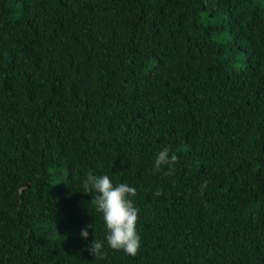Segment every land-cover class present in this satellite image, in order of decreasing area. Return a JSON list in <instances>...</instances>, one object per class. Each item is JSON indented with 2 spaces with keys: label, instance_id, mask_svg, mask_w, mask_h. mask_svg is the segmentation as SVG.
<instances>
[{
  "label": "trees",
  "instance_id": "1",
  "mask_svg": "<svg viewBox=\"0 0 264 264\" xmlns=\"http://www.w3.org/2000/svg\"><path fill=\"white\" fill-rule=\"evenodd\" d=\"M89 171L137 189L136 256ZM0 264H264V0H0Z\"/></svg>",
  "mask_w": 264,
  "mask_h": 264
},
{
  "label": "clouds",
  "instance_id": "2",
  "mask_svg": "<svg viewBox=\"0 0 264 264\" xmlns=\"http://www.w3.org/2000/svg\"><path fill=\"white\" fill-rule=\"evenodd\" d=\"M178 156L165 147L157 153L155 169L162 170L163 167L169 169L171 175L175 171V164ZM207 181L201 186V192L207 187ZM85 193L95 192L91 204L95 206V211L101 213L106 226V241L108 246L116 251H123L128 255L136 256L141 249V235L137 225L139 221L140 209L135 205L134 198L137 196V189L127 183L114 184L107 175H95L89 171L83 184ZM161 191L155 193L160 196ZM93 227L89 225L88 228ZM83 238H88L87 228L82 229ZM104 241L95 239L89 246V251L96 258H101Z\"/></svg>",
  "mask_w": 264,
  "mask_h": 264
}]
</instances>
